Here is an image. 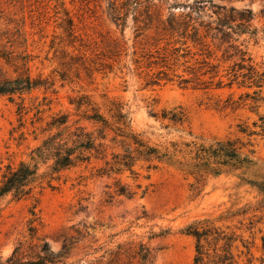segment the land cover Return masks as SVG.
I'll use <instances>...</instances> for the list:
<instances>
[{"label":"rangeland","instance_id":"374dc122","mask_svg":"<svg viewBox=\"0 0 264 264\" xmlns=\"http://www.w3.org/2000/svg\"><path fill=\"white\" fill-rule=\"evenodd\" d=\"M109 1L0 0V81L29 75L38 84L0 96V175L8 164L29 161L52 115L75 113L71 100L87 97L83 102L101 105L103 95L124 104L132 130L151 146L166 137L155 113L180 107L187 129L233 140L264 163V0H149L141 22L130 13L123 26L112 21ZM230 7L251 9L256 37L231 33L223 45L215 31L214 39L204 38L199 25L215 21L218 13L229 15ZM181 14L193 19L185 38L164 30L170 15ZM239 23L236 18L232 24ZM227 45V54H236L229 61L223 59ZM100 166L84 162L28 198L5 197L0 264H7L18 241L37 242L29 232L31 219L37 221L35 237L56 254L65 233L77 238L74 230L82 234L87 227L90 236L81 237L70 260L81 258L90 241L106 249L135 240L152 250V264H193L197 241L183 230L210 220L211 231L231 236L228 245L235 241L229 250L216 236L202 240L203 261H212L216 249L230 252L232 264H261L264 199L238 185V172L210 176L193 191L194 178L167 165L139 162L110 177L95 175ZM119 186L132 196L116 195Z\"/></svg>","mask_w":264,"mask_h":264},{"label":"trees","instance_id":"16d2710c","mask_svg":"<svg viewBox=\"0 0 264 264\" xmlns=\"http://www.w3.org/2000/svg\"><path fill=\"white\" fill-rule=\"evenodd\" d=\"M148 2L149 0H111L108 2L109 15L112 21L120 26L124 25L130 13L135 15L137 22H141L139 17L149 8ZM190 10L197 14V9ZM228 11L229 15L218 13L215 21L205 26L199 25L205 32L204 38L214 39L210 32L215 31L221 35L219 42L223 45L228 42L226 38L231 33L237 35L248 33L251 37H256L257 29H250V21L253 20L251 9L237 11L230 7ZM236 18H239L240 23L233 25ZM191 20L193 19L189 15L181 14L177 17L170 15L164 21V30L185 38L189 27L187 23ZM192 30L195 36L199 34V29L195 30L192 27ZM227 46L223 51L225 61L236 56L227 54L228 48L232 47ZM238 52L242 63L244 60L241 56L244 54L241 50ZM237 64L239 63L234 66ZM248 68L254 70V66L250 65ZM37 87L38 84L34 83L29 75L4 79L0 81V96L23 93ZM83 99L89 100L87 97H81L70 101L75 113L58 112L50 117L40 131L42 135L40 143L30 150L29 161H20L16 166L12 164L5 166L0 175V202L7 196H11L14 201L28 198L36 190L41 191L44 185L51 187L52 181L58 180L61 172L84 162L90 165L91 161L102 163V166L95 169V175L99 177L119 175L124 170L131 171L139 162L149 163L155 168L158 165H167L185 176L193 177L195 180L191 186L193 191L210 176L238 172L236 176L239 180L238 185L249 186L264 199V163L254 159L250 153L242 152L233 140H221L193 133L187 129L185 125L187 116L180 107L162 110L159 115L155 113V120L161 123L166 131V137L164 141L151 146L140 134L132 130L124 104L105 95L101 97V105L92 101L83 102ZM38 138L35 136L33 140L36 141ZM41 167H45V171L40 172ZM114 193L128 198L132 196L123 186H119ZM228 214L230 217L235 216L229 212ZM36 222L35 219H31L28 224L30 235L37 242L18 241L6 261L7 264H152V250L145 243L135 240L106 249L102 246L94 248L95 242L90 241L83 247L85 251L81 258L70 260L73 257L70 252L76 248L77 242L82 240L81 237L90 236L87 227H84L82 234L74 230L78 236L80 235L77 238L65 233L61 251L56 254L48 241L35 237L38 231ZM210 223V220L198 221L183 230L197 241L193 264H232L230 252L226 250L220 255L215 249L214 259L203 261L202 240L216 236L217 241H224L229 250L235 241L228 245L231 236L218 230L211 231ZM165 233L167 232L164 231L163 234ZM262 249L264 253V239ZM98 252L102 253L96 257ZM260 263L264 264V256L261 257Z\"/></svg>","mask_w":264,"mask_h":264}]
</instances>
